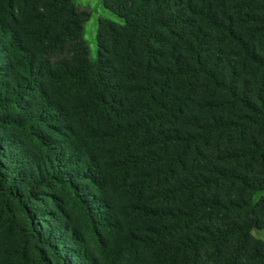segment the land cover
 <instances>
[{
  "label": "trees",
  "instance_id": "obj_1",
  "mask_svg": "<svg viewBox=\"0 0 264 264\" xmlns=\"http://www.w3.org/2000/svg\"><path fill=\"white\" fill-rule=\"evenodd\" d=\"M0 0V264H264V0Z\"/></svg>",
  "mask_w": 264,
  "mask_h": 264
},
{
  "label": "rangeland",
  "instance_id": "obj_2",
  "mask_svg": "<svg viewBox=\"0 0 264 264\" xmlns=\"http://www.w3.org/2000/svg\"><path fill=\"white\" fill-rule=\"evenodd\" d=\"M73 2L79 10H85L88 13V18L83 24L82 38L87 45L89 59L94 61L97 55L96 33L99 20L105 18L117 23L121 21L103 7L101 0H73ZM252 235L264 242V227L260 230L254 229Z\"/></svg>",
  "mask_w": 264,
  "mask_h": 264
}]
</instances>
